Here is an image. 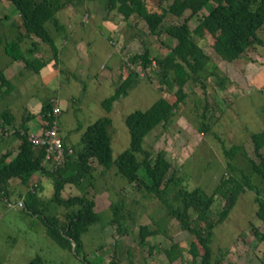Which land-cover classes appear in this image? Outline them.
I'll use <instances>...</instances> for the list:
<instances>
[{
  "label": "rangeland",
  "instance_id": "1",
  "mask_svg": "<svg viewBox=\"0 0 264 264\" xmlns=\"http://www.w3.org/2000/svg\"><path fill=\"white\" fill-rule=\"evenodd\" d=\"M72 1L76 3V11L70 22L60 18L62 13L59 12L56 17L62 26L58 28L53 21L45 25L58 51L59 66L52 65L47 79L41 72L24 68L9 80L7 90L0 89V96L4 98L0 102L4 101L17 125H20L28 104L36 101V107L31 108L37 112L42 103L56 102L61 109L56 117L59 133L72 146L81 144L82 133L88 125L107 116L111 119L108 131L112 157L116 158L129 145L130 136L124 123L126 115L147 109L160 96L174 101L176 86L170 87L166 82L170 78L161 79L154 64L147 70L137 67L139 79L113 103L109 112L102 107V101L115 92L126 76L124 72L128 70L124 61L131 55L141 52L143 47L149 49L151 57H163L168 53L175 39L166 33V28L181 23L190 12L186 10L180 17L168 13L160 26L159 36L151 34L144 20L135 15L132 23H122L117 28L118 36L117 32L109 30L108 22L91 16L83 22L91 4L98 3V12L99 8H104L106 0ZM169 2L146 0L148 9L153 12H160V8H166ZM206 13L203 9L192 16L188 21L190 29H194ZM19 26L23 31L21 24ZM256 33L264 43V25ZM194 39L209 56L207 70L200 73L201 77L212 71L215 73L207 75L206 79L200 78L202 81L194 76L188 79L184 86L186 97L174 111L171 121L154 128L145 137L143 146L151 151L153 158L161 151L171 163L168 176L172 173L181 177L170 187L168 194H173L179 187L199 188L202 194H210L221 179L229 176L237 179L240 190L227 217L214 228L211 247L215 253L228 251L224 264H264V243L254 235L255 230L264 234V223L256 215V195L258 191L264 199V180L253 172L248 161L261 162L254 155L251 136L264 131V46H250L239 58L227 62L214 51L211 34L204 31L202 38L195 36ZM40 46L48 49L45 56L52 55L47 44ZM116 46L120 48L118 53ZM3 55L5 59L0 58V64L9 58ZM110 70H114V74L106 80L105 74ZM38 117L32 121L36 128ZM201 126L209 131L201 132ZM233 146H238V151L229 165L224 151ZM9 150L12 153L16 146ZM261 151L264 155V146ZM103 173V169L96 166L93 186L85 183L80 190L67 184L63 189L65 198L85 192L94 199L99 216L98 221L90 224L82 234L79 255L56 242L45 224L46 218H56L59 221L56 224L60 226L67 211L51 200V180L44 179L46 182L40 184L41 188L37 187L33 192L37 202L31 204L38 210L36 213L28 208L30 195H26L28 189L20 182L7 186L6 194L0 192V264H30L37 257L42 264H81L83 256L91 264H201L200 257L192 262L187 254L189 233L180 229L177 220L168 214L158 199L142 187L127 184L116 174L115 168ZM138 173L143 177V170ZM21 198L23 208L17 205ZM112 202L121 204L120 230L110 223ZM225 204L226 198L217 195L211 206L215 214L213 219H217ZM141 225L157 230V234L141 243L138 235ZM171 242L182 245L181 258L174 263L168 261L163 251Z\"/></svg>",
  "mask_w": 264,
  "mask_h": 264
},
{
  "label": "trees",
  "instance_id": "2",
  "mask_svg": "<svg viewBox=\"0 0 264 264\" xmlns=\"http://www.w3.org/2000/svg\"><path fill=\"white\" fill-rule=\"evenodd\" d=\"M5 1L10 2L18 11L20 24L25 34L33 35L39 39L40 43L47 44L52 52V57L25 58L20 40H0V48L3 53L12 61H24L25 67L34 72H38L51 60L56 61L58 51L45 25L48 21H53L55 25L58 24L55 14L66 2L61 0ZM106 1L109 11L115 10L126 19L131 15L143 19L149 32L155 36L161 34L160 26L168 13L176 17L182 16L186 10L190 13L181 23L166 28V33L175 39V44L169 48L166 55L151 57L149 49L143 47L141 52L134 53L124 61L127 65V74L117 85L115 92L102 101V107L109 112L113 102L126 94V90L139 79L140 74L136 68L141 67L143 70H147L153 63L158 67L161 79L170 78V81L166 82L170 84V87L176 86L175 100L170 101L160 96L147 109L135 110L126 115L124 123L130 136L129 145L116 158L112 157L111 136L108 131L111 119L104 116L95 120L82 133L81 144L71 147L63 144L65 161L61 167L54 171H50L42 165L45 150L33 147L27 141L26 134H21V129L26 133L25 128L16 129L13 133L20 141L17 154L9 161L7 158L10 152L0 154V192L6 194L7 184L11 180L18 179L28 189L26 194L30 195L28 208L36 213L37 209L32 206L37 202L33 197L36 193L30 191L29 188L35 184L38 186V183L37 181L33 182L31 178L36 172L45 175L51 180L53 186L51 200L67 210L65 221H61L60 226L56 224L59 222L56 221V218H46L45 224L48 226V232L60 245L70 250L73 249L74 253L79 255L82 234L90 224L98 221L99 216L95 210L93 198L86 196L85 192L65 198L62 195L63 189L67 184L75 185L80 190L85 183L93 186V172L96 166H100L104 173L115 168L116 174L127 184L142 187L148 194L158 199L168 214L177 220L180 229L189 233L190 242L187 254L191 256L192 262L200 257L201 264H224L223 261L228 251L219 250L218 253H215L212 250L211 242L214 228L224 221L235 203L236 195L240 190L237 179L230 176L221 179L219 185L210 194H202L199 188L188 190L182 187L174 190L173 194H168L170 187L176 185L181 177L172 173L168 176L171 163L167 157L160 151L153 158L151 151L143 144L145 137L154 128L171 121L174 111L186 97L184 86L189 78L194 76V79L202 81L200 78L206 79L207 75L215 73L210 71L211 73L201 77L200 73L207 70L209 56L194 37L202 38L204 31L211 34L214 51L227 62L239 58L250 46H264L263 41L256 33L264 25V0H163L170 2L166 8L161 7L160 12L150 11L146 0ZM203 9H206L207 13L194 29H190L189 19ZM33 52L34 50H32ZM0 86H7V88L9 86V82L2 75H0ZM52 107L53 102L50 100L41 105L38 119L43 129L49 128L51 125ZM6 114L11 117L8 111ZM2 116L3 120L7 121L8 117ZM200 130L203 133L209 131L204 126H201ZM251 142L254 155L260 158L261 162L256 164L252 159H248V161L251 162L253 172L264 180V155L261 151L264 146V131L252 134ZM237 151L238 146L230 147L224 151L229 158V165ZM140 169L144 172L143 177L139 176ZM247 178L244 176V180L248 181ZM35 187L34 190H36ZM219 194L226 198V204L217 214V219H213L215 214L211 210V206ZM256 202L258 203L256 215L264 223V199L260 197L258 191ZM120 207L121 204L114 202L109 206L113 213L110 223L116 224L118 230H120L122 222ZM155 234H157V230H150L147 225L139 227L138 235L141 243L147 237ZM254 235L264 243L263 233L255 230ZM73 243L75 244L74 248L72 247ZM163 251L170 262L181 258L182 249L176 242H171L168 247L163 248ZM80 261L81 264H91L85 256ZM30 264L42 263L37 257L31 260Z\"/></svg>",
  "mask_w": 264,
  "mask_h": 264
},
{
  "label": "crops",
  "instance_id": "3",
  "mask_svg": "<svg viewBox=\"0 0 264 264\" xmlns=\"http://www.w3.org/2000/svg\"><path fill=\"white\" fill-rule=\"evenodd\" d=\"M90 1L92 2V0H90ZM81 5H83V3ZM103 6H104V8L101 7L99 9H100V11H101V9L104 10V12L103 11L97 12L96 9L98 7V3L91 4V9H90L89 13H87V12H84V13H87L88 16H91L94 19H100L101 21H103L105 23L108 22V24L110 25L109 30L112 32L116 33L118 31L117 28L119 26H121L122 23H124V24H126L127 22L132 23L133 20H135V18H136L135 15H131L129 18L126 19L120 13L116 12L115 10L109 11L107 8L106 2H104ZM75 7H76L75 2H73L72 0H69V1L67 0L66 4L62 8H60L56 12V14H59V12L62 13V16L60 15V18L66 19V21L70 22L72 20V18L74 17V14H75L74 11H76L74 9ZM113 12L117 13L118 15L114 16ZM56 14H55V16H56ZM56 20L58 22V24L56 26L59 28V26H62V25L59 22L58 16L56 17ZM19 24H20V16H19L18 11L14 8V6H12V4H10V2L5 1V0H0V40L5 41V40H11L13 38L19 39L20 40V46H21V49L23 50L25 58H31V57H37L38 58V57H42V56L45 58L52 57V55H50V54H49V56H45L48 49L42 48L40 46L41 43L37 37H35L33 35H30V36L26 35L24 30L22 31L20 29ZM118 36H119V33H118ZM25 42H26V45H24ZM130 42H133V40L129 41V43ZM32 50H34L33 53H32ZM115 50L118 53V51H120V48H118L116 46ZM2 54H4L3 51L2 52L0 51V58L5 59L4 58L5 56L4 55L2 56ZM17 62L18 61H12L10 58H8V60H5L3 64H0V75H2L8 82L11 78H13L18 73H21V71L24 68H26L24 65V61L19 60L20 64H18ZM52 65L59 66L58 56H57L56 61L51 60L45 66L40 68V70L38 71L39 73L41 72L44 79H47L48 76L51 75V72H49V71L52 70ZM113 68L114 67H112V69ZM114 70H113V72H114ZM38 72H36V73H38ZM85 72H86V70H85ZM113 72H112V70H110V73L107 72L105 74L106 80H107V78L112 77V75L114 74ZM121 74L122 73H120V75ZM124 74H127V71L124 72ZM2 87L6 88V90H7L6 86H2ZM2 87L0 86V89ZM3 99L4 98L0 96V101ZM3 102L4 101L0 102V129H1L0 130V154L7 152V151L10 152L9 147H15L16 146V150L13 151L12 153L10 152V155L7 158V161H9L10 159H12L17 154V151H18L17 147H18V144L20 143L19 138L16 137V135L12 132V130L13 129L16 130L19 128L20 129L25 128L26 132H28V133H39L41 131L42 127H41V124L39 122V119L37 120V128H36V125L32 124V121L34 119H36L38 112H40V110L37 112L32 111V108H35L37 105L36 101L32 104H28L27 106H25L22 117H21L20 125L16 124L15 119L12 116L10 117L9 115L6 114L7 111L8 112H10V111L6 108V104ZM112 106H113V104H112ZM38 108L41 109V105H39ZM2 115H6V117H8L7 121L3 120ZM6 130H8V131H6ZM59 134H60V137L63 141V144L65 143L67 146L71 147L72 144L70 142H68L67 138H65L63 135H61V133H59ZM32 177H33V179L31 178V180L33 182L37 181V183H38L37 187L38 188H41L40 184L42 182H46L44 179H46V180L48 179L45 175H43L42 173H39V172L38 173L36 172ZM11 181L7 184V186H10V184L16 185L19 182L18 179L13 180L12 183H11ZM37 187H36V190H37ZM14 189H16V188H14ZM62 195H63V192H62ZM73 196H75V195H73ZM179 245H180V247H182L181 244H179ZM188 245H187L186 249L188 248ZM172 263H174V262H172Z\"/></svg>",
  "mask_w": 264,
  "mask_h": 264
},
{
  "label": "built area",
  "instance_id": "4",
  "mask_svg": "<svg viewBox=\"0 0 264 264\" xmlns=\"http://www.w3.org/2000/svg\"><path fill=\"white\" fill-rule=\"evenodd\" d=\"M87 18L88 15L85 14L83 22H86ZM60 113L61 109L59 108L58 104L53 102V107L51 110L53 119L49 128H42L39 133H24V131H21V134H26L27 141L31 143L33 147L43 148L45 150V157L42 161V165L45 167L47 166L50 171H54L61 167L65 161L64 145L59 134V128L56 120V117ZM35 186L37 185L35 184ZM35 186H31L29 190L33 192ZM17 205L20 208L24 207L23 198L18 201Z\"/></svg>",
  "mask_w": 264,
  "mask_h": 264
},
{
  "label": "water",
  "instance_id": "5",
  "mask_svg": "<svg viewBox=\"0 0 264 264\" xmlns=\"http://www.w3.org/2000/svg\"><path fill=\"white\" fill-rule=\"evenodd\" d=\"M75 244L73 243L72 247L74 248Z\"/></svg>",
  "mask_w": 264,
  "mask_h": 264
},
{
  "label": "clouds",
  "instance_id": "6",
  "mask_svg": "<svg viewBox=\"0 0 264 264\" xmlns=\"http://www.w3.org/2000/svg\"><path fill=\"white\" fill-rule=\"evenodd\" d=\"M21 131H23V130H21ZM35 188H36V187H35ZM34 191H35V190H34ZM34 191H33V192H34Z\"/></svg>",
  "mask_w": 264,
  "mask_h": 264
}]
</instances>
